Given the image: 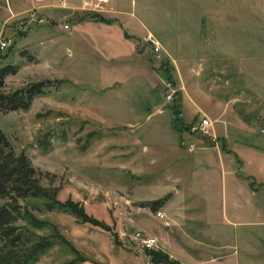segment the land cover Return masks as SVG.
<instances>
[{"label": "rangeland", "instance_id": "1", "mask_svg": "<svg viewBox=\"0 0 264 264\" xmlns=\"http://www.w3.org/2000/svg\"><path fill=\"white\" fill-rule=\"evenodd\" d=\"M38 1L45 10L31 7ZM107 29L117 30L118 39ZM148 32L163 43L159 58L143 39ZM2 36L10 44L0 51V66L12 64L15 72L4 76L0 92L46 83L27 109H0V129L29 158L48 195L19 200L21 239L0 253V264H197L201 252L209 255L222 241L238 246L236 228L224 220L232 218V199L219 173L208 195L189 202L201 215L197 224L221 229L213 241L192 243L180 235L182 218L155 215L158 209L145 203L168 198L167 173H151L157 147H141L135 137L142 138L139 122L158 101L176 126L193 124L176 121L172 111L178 105L182 117L184 90L169 45L191 64L188 85L211 116L217 96L221 103L253 96L256 112L248 115L240 105L241 113L264 130L257 118L264 117V0H0ZM167 80L176 89L172 101L164 98ZM187 134L194 143L195 135L214 137ZM134 231L157 238L150 250L160 262L128 240Z\"/></svg>", "mask_w": 264, "mask_h": 264}, {"label": "crops", "instance_id": "2", "mask_svg": "<svg viewBox=\"0 0 264 264\" xmlns=\"http://www.w3.org/2000/svg\"><path fill=\"white\" fill-rule=\"evenodd\" d=\"M31 7L40 11L46 9L40 1L34 2ZM104 34L114 36L116 39L120 36L115 29H107ZM162 44L161 46L165 50ZM168 48L170 52L173 50L172 53L166 51L173 60L175 71L178 70L180 81L178 88L184 90L180 93L183 110H181V120L184 124L189 125L196 122L199 116L209 118L213 121V133L211 134L214 137L198 138L195 135L197 149L193 151L180 146L181 139L191 142L187 134L190 132L186 127H178L173 124L170 119L172 114L170 115L166 108L161 109L159 101L155 103L157 107L154 111L146 113L142 119L143 122H139V128L143 127L142 138L135 137L136 143L141 147L150 143L157 147L158 154L154 152L155 149L151 152L150 162L153 167L151 173H167L165 178L169 188L167 189L168 198L157 211L164 212L163 215L168 213L167 215L173 222H176L178 217L182 218L186 228L180 235L190 242L202 245L208 243V240L213 241L214 238L222 234L221 229L214 228L212 231H209L208 228L205 229L204 227H208V224L212 223L211 221H208L209 223L206 225L197 224V222H201V215H193L197 210L191 209L189 202L203 194L208 195L214 176L219 173L221 187L229 186L232 199V218L225 214L224 220L228 225L236 228L238 246L228 248L226 242L222 241L214 246V251L209 255H202L203 252H201L199 261L196 263L264 264V130H257L254 121L245 119V115L241 113L242 108H240V105H243L248 115L255 113L253 96H247L246 101L244 95H239L232 99L230 104L225 100L221 103L218 96L210 94L211 98L215 97L214 99L218 101L217 112L211 116L196 100L198 96H194L195 89L188 85L191 77L189 73L193 71L191 64L188 61H182L181 56L176 55L175 51L178 48L170 45ZM114 56L118 57V55ZM146 63L149 66V61ZM141 70L138 68L139 72ZM237 105L240 112L234 108ZM257 118L264 119L259 116ZM145 123L147 124L145 125ZM146 131L152 132L151 141L147 139L150 134H146ZM167 158H171V160H167ZM171 239H169V243ZM182 242H179L181 248L189 249L188 246L183 247ZM204 249L206 248H202L200 251ZM240 253H243L242 257ZM173 255L177 257L174 253ZM241 258L243 259L242 263H240Z\"/></svg>", "mask_w": 264, "mask_h": 264}, {"label": "trees", "instance_id": "3", "mask_svg": "<svg viewBox=\"0 0 264 264\" xmlns=\"http://www.w3.org/2000/svg\"><path fill=\"white\" fill-rule=\"evenodd\" d=\"M14 72L15 67L12 64L6 63L0 66V88L3 86L4 76ZM45 86L46 83L41 81L18 88L10 93L0 92V109H27L32 98L42 94ZM176 107L178 108V105L174 104L172 111H175L176 121H180L181 118L178 116L179 112ZM47 195V191L41 184L40 175L29 158L22 151L16 153L10 141L0 129V199L3 200L0 203V253L16 247L21 239L16 221L22 219L24 208L19 200L46 197ZM166 199L167 196L153 199L145 204L151 210H157L164 204ZM70 204L72 203L70 202ZM70 206L74 208L79 216L75 205ZM143 251H150L149 256L152 262L158 263L161 261V257L158 255L159 252L150 249H144Z\"/></svg>", "mask_w": 264, "mask_h": 264}, {"label": "built area", "instance_id": "4", "mask_svg": "<svg viewBox=\"0 0 264 264\" xmlns=\"http://www.w3.org/2000/svg\"><path fill=\"white\" fill-rule=\"evenodd\" d=\"M7 1V0H5ZM57 4H64V0H55ZM33 15V13L30 14V17ZM144 41L149 44L151 51L155 55V57L159 58L160 57V52L163 50L161 44L155 40L150 33H147L143 37ZM10 44L9 38H6L4 36L0 37V51L4 50L6 47H8ZM164 85V98L167 101H172L174 98L175 94V88L174 84L172 81L167 80V81H162ZM181 115V114H180ZM211 130H212V121L207 118V117H202L198 119L196 122H194L190 127H189V132L191 134H210L211 135ZM180 146L185 147L189 151H193L197 148V145L194 142H187L183 139L180 140L179 142ZM155 215L158 217H163V214L160 211L155 212ZM128 240L135 245L140 250L144 249H152L157 245V238H154L153 236L145 235L139 231H134L130 234H128Z\"/></svg>", "mask_w": 264, "mask_h": 264}]
</instances>
